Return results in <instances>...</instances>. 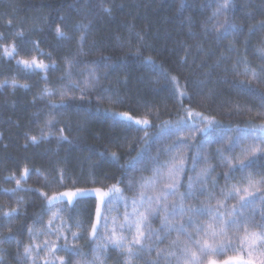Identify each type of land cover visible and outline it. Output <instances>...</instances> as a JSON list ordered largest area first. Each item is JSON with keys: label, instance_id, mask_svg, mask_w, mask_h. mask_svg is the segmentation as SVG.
Wrapping results in <instances>:
<instances>
[{"label": "trees", "instance_id": "obj_1", "mask_svg": "<svg viewBox=\"0 0 264 264\" xmlns=\"http://www.w3.org/2000/svg\"><path fill=\"white\" fill-rule=\"evenodd\" d=\"M219 2L0 0V264H31L23 257L24 246L43 245L45 240L71 249L58 253L66 264H98L92 251L97 241L90 235L96 196L91 193L73 205L59 202L49 211L40 193L108 191L117 185L127 209L123 200L111 206L107 213L110 233L113 219L119 228L125 212H132L131 200L137 192L129 183L138 187L142 179L152 177L155 168H166L180 152L184 156L180 192L188 191L189 178L201 168L210 170L205 194L188 200L187 205L198 208L207 204L213 182L217 194L226 188L223 173L228 169L218 149L229 137L264 127V59L258 51L264 48V30L260 29L264 0H233L228 20L238 26L239 34L223 40L217 39L213 29L214 24L224 22L222 15L213 17ZM104 8H110L111 14ZM58 26L64 37L57 36ZM13 44L18 55L5 57L3 49ZM33 56L49 65L47 72L28 71L17 63ZM68 62L74 65L70 76ZM252 71L258 79L247 83ZM92 72L96 83L85 98L80 99L79 90L69 92L63 107L53 112L51 104L61 103L59 92L70 83L83 86ZM46 89L56 95H45ZM123 112L132 119L114 115ZM50 113L55 117L51 128L46 124ZM195 113L215 125L193 121ZM137 120L148 123L137 124ZM33 136L37 143L32 142ZM247 146L225 145L224 151L227 154L230 148L232 155L239 156ZM249 159L254 160L248 169L254 176L264 171V153ZM238 168L234 162L227 188L246 186L241 180L246 173ZM25 169L27 175L21 179ZM259 195L255 198L257 222L264 216ZM13 209L17 212L5 216ZM54 213H59L54 221L59 239L55 229L51 234L48 229ZM29 228L33 229L31 235ZM159 228V220L152 221L151 230ZM258 231L250 227L247 233H228L218 243L228 245L229 251L214 259L222 264L233 256V264H241V259H250L251 251L254 264H260L264 248L252 236ZM74 232L78 235L75 240ZM105 233L100 226L99 235ZM123 235L131 240L134 231L124 230ZM176 237L173 232L163 243L153 240L151 254L140 253L132 264H156L161 249L179 254L178 247L171 244ZM75 252L80 254L73 255ZM103 256V264H125L127 253L109 245ZM170 259L176 264L174 257ZM36 264H44V259L38 258ZM161 264L166 262L161 260Z\"/></svg>", "mask_w": 264, "mask_h": 264}, {"label": "snow or ice", "instance_id": "obj_2", "mask_svg": "<svg viewBox=\"0 0 264 264\" xmlns=\"http://www.w3.org/2000/svg\"><path fill=\"white\" fill-rule=\"evenodd\" d=\"M232 5L233 0H220L213 13V17L224 16L223 23L213 25L214 31L218 34V40L229 37L235 38L239 34L238 26L235 23H229L228 20V12ZM103 11L111 14L110 8H104ZM84 27L87 26L85 25ZM221 29H223V32H221ZM260 29L264 30V22H261ZM249 32L251 33L252 30L249 29ZM56 34L58 37H64L65 35L59 26L56 28ZM83 38L81 36V39ZM140 39L142 40L143 37H140ZM258 51L261 53V58L264 59V48H260ZM3 55L5 57L15 58L18 55L16 46L13 44L11 47H5L3 49ZM17 63L22 65L25 70L32 72L37 70L47 72L49 68V65L43 63V61H38L35 56L30 59H20ZM73 66L71 62H68L67 73L69 76L71 75ZM245 75H247V72ZM257 79L256 72L252 71L247 83H251L252 80ZM95 83V72H92L89 73V78L84 80L83 86L79 83H70L67 85L64 90L59 92L61 103L59 105L56 103L51 104L53 112L57 108L63 107V101L69 98V92L79 90L81 93L80 99L83 100L88 94V90L94 88ZM11 86L15 88L17 82L13 80ZM0 87H3V85L0 84ZM22 87H27V85H22ZM45 95L52 97L56 93L46 89ZM262 100H264V97H262ZM114 115H118L120 118L132 119L126 112ZM50 116L51 118L46 122L49 128H51L53 120L55 119L51 113ZM136 123L147 124L148 121L137 120ZM47 138V136L41 137V139ZM31 139L33 143L38 142L35 136L31 137ZM61 139L66 140L67 137L61 136ZM245 143L248 146L242 150L239 156L232 155V149L230 148L227 150V154L224 151L225 145ZM218 151L222 157L224 167L228 169V171L223 173L226 188L221 189L217 194L215 191V182H213V190L207 194V204L193 208L187 205L186 202L197 195L205 194V186L210 176V170L208 168H201L195 177H190L188 191L180 192V175L184 170V156L180 152L166 168H155L152 177L142 179L138 187L133 182L129 183L130 189L134 188L137 192V195L131 200L132 212H125L124 223L120 224L119 228L115 226V219H113L114 226L110 233L107 232V213L112 211L111 206L119 200H123L125 208L127 209V200L123 197L121 189L117 185H112L108 191H104L101 188H94L91 190L77 189L76 191H64L53 196H47L45 193H40V195L46 198L48 210L51 211L57 203L64 202V198H66L69 205H73L75 200L95 193L97 200L95 223L91 224L90 235L94 238V241H97L92 251L93 259L98 264H103V252L108 249L109 245L122 252H126L125 264H132V260L138 258L140 253L147 251L151 254L153 240L163 243L173 232L177 234V237L171 241V244L173 247H178L179 254L176 252L165 253L161 249L157 251L156 264H161V260H164L166 264H171V257L175 258L176 264H220L214 257L223 258L229 251L228 245L218 243L226 238L228 233H239L241 231L247 233L250 227L259 229L258 232H252V236L260 248H264V216L257 222L254 215L255 198L258 193L260 194V202L264 203V171L255 174V176L260 177L259 180L255 178L252 172L248 171L254 164V160H250L249 158L255 157L257 153H264V127L252 129L250 133L243 136L227 138L222 148L218 149ZM192 160L195 165L197 158L194 156ZM204 160L207 162V157H204ZM234 162L239 165L238 171L246 173L241 177L242 181H246V186L233 184L231 188H227V182L233 178L231 173L234 168ZM27 171V169L24 170V176L21 179L26 177ZM21 179L16 180L18 188L21 185ZM12 191L14 192L15 189ZM213 200H215V205L212 204ZM228 201H235V203L229 205ZM141 208L143 211L140 210ZM16 212L17 210L13 209L12 212L5 213V216H12ZM57 219H59V213H54L48 221L50 234L55 229L54 221ZM156 219L160 222V228L153 232L151 230V224ZM100 226L106 230L103 237L99 235ZM77 227H81V225L78 224ZM55 230L57 232V239H59V229ZM124 230H127L129 233L134 231L131 240L123 235ZM28 231L31 235L33 229L29 228ZM193 232L195 235H193ZM72 236L74 240L78 238L75 232L72 233ZM12 239L14 237L5 242H11ZM64 239L67 240V237H64ZM16 243L19 245V241H16ZM232 250L234 251V249ZM70 251L71 249L66 245L62 247L57 243L49 244L45 240L43 245H25L23 248V257L26 261H31V264H36L38 258L44 259V264H57V261H59V264H66L64 257L58 255V253ZM42 252L44 256H41ZM72 254L79 255L80 253L75 252ZM252 255L253 252L250 251V259H241V264H254V261L251 259ZM261 255H264V253H261ZM45 257H51V259ZM234 259L233 256H228L227 259H223L222 264H233ZM260 264H264V259L260 261Z\"/></svg>", "mask_w": 264, "mask_h": 264}, {"label": "rangeland", "instance_id": "obj_3", "mask_svg": "<svg viewBox=\"0 0 264 264\" xmlns=\"http://www.w3.org/2000/svg\"><path fill=\"white\" fill-rule=\"evenodd\" d=\"M191 119L193 120V121H199L200 123H202V124H205V126H207V127H212V126H214L215 125V123L213 122V121H211V120H209V119H206L205 117H202L200 114H197V113H195V114H192L191 115ZM70 191H76V190H70ZM62 193V192H61ZM59 193H57V194H52V195H50V196H53V195H58ZM93 195H95V193H92ZM89 195H91V194H89ZM64 201H67L66 200V198H64ZM46 203H47V200H46ZM48 204V203H47ZM95 223V222H94Z\"/></svg>", "mask_w": 264, "mask_h": 264}]
</instances>
